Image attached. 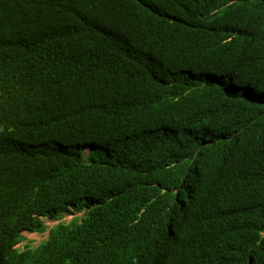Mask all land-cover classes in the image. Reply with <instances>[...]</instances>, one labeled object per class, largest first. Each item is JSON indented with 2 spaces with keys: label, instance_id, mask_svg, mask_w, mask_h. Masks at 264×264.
I'll list each match as a JSON object with an SVG mask.
<instances>
[{
  "label": "trees",
  "instance_id": "16d2710c",
  "mask_svg": "<svg viewBox=\"0 0 264 264\" xmlns=\"http://www.w3.org/2000/svg\"><path fill=\"white\" fill-rule=\"evenodd\" d=\"M0 90V264H264V0H0Z\"/></svg>",
  "mask_w": 264,
  "mask_h": 264
},
{
  "label": "clouds",
  "instance_id": "9594fccd",
  "mask_svg": "<svg viewBox=\"0 0 264 264\" xmlns=\"http://www.w3.org/2000/svg\"><path fill=\"white\" fill-rule=\"evenodd\" d=\"M1 91V90H0ZM1 95V93H0ZM72 210H74V208H72L71 206H68L66 210L61 211L57 216L53 217L50 215H42L40 216L42 219H44L46 221L44 226H47L48 229L44 232L41 231H30V230H24L21 234V238L19 240L17 244V249H24L25 245L28 243V238L30 237L29 235H34V234H38V233H48V237L45 240H48L49 235H50V230L57 225L60 222H64L67 223L68 221H64L68 218H71L72 216L76 215L75 212H72ZM67 211L66 214H62L63 212ZM75 211V210H74ZM62 214V215H61ZM61 215V216H60ZM32 238H36V237H32Z\"/></svg>",
  "mask_w": 264,
  "mask_h": 264
},
{
  "label": "rangeland",
  "instance_id": "374dc122",
  "mask_svg": "<svg viewBox=\"0 0 264 264\" xmlns=\"http://www.w3.org/2000/svg\"><path fill=\"white\" fill-rule=\"evenodd\" d=\"M72 212H75L76 215H81L82 214V212H77V211H74V210H72ZM66 213H67V211L63 212L62 214H66ZM72 217H74V216H72ZM72 217L68 218V219H66L64 221H69L70 219H72ZM47 229H48V227L44 226L40 230L46 231ZM29 236L30 237L28 238V243H30L33 246H37L38 244H40L42 241H44L48 237V233H46V234L45 233H38V234H34V235H29ZM32 237H36V238H32Z\"/></svg>",
  "mask_w": 264,
  "mask_h": 264
},
{
  "label": "bare ground",
  "instance_id": "6f19581e",
  "mask_svg": "<svg viewBox=\"0 0 264 264\" xmlns=\"http://www.w3.org/2000/svg\"><path fill=\"white\" fill-rule=\"evenodd\" d=\"M41 4H44V2H41ZM256 103H258V101H257ZM43 111H44V113H45V110H44V109H43ZM12 183L17 184V182H12ZM113 188H115V186H114ZM17 205H18V203H16L14 206H17ZM39 231H41V230H39Z\"/></svg>",
  "mask_w": 264,
  "mask_h": 264
},
{
  "label": "water",
  "instance_id": "95a60500",
  "mask_svg": "<svg viewBox=\"0 0 264 264\" xmlns=\"http://www.w3.org/2000/svg\"><path fill=\"white\" fill-rule=\"evenodd\" d=\"M40 218V220L42 221V223H43V226L45 225V223H46V221L44 220V219H42L41 217H39ZM35 231V230H34Z\"/></svg>",
  "mask_w": 264,
  "mask_h": 264
},
{
  "label": "flooded vegetation",
  "instance_id": "af4514ba",
  "mask_svg": "<svg viewBox=\"0 0 264 264\" xmlns=\"http://www.w3.org/2000/svg\"><path fill=\"white\" fill-rule=\"evenodd\" d=\"M14 248L17 249V244L14 245Z\"/></svg>",
  "mask_w": 264,
  "mask_h": 264
}]
</instances>
